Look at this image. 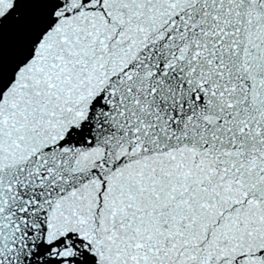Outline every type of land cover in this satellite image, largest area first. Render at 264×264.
Here are the masks:
<instances>
[{"label":"snow or ice","instance_id":"1","mask_svg":"<svg viewBox=\"0 0 264 264\" xmlns=\"http://www.w3.org/2000/svg\"><path fill=\"white\" fill-rule=\"evenodd\" d=\"M0 264H264V0H0Z\"/></svg>","mask_w":264,"mask_h":264}]
</instances>
